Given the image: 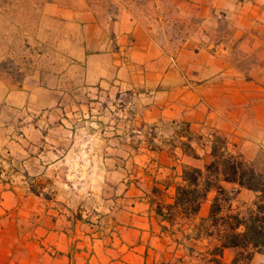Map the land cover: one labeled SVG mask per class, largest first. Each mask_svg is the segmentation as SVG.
<instances>
[{
	"label": "crops",
	"instance_id": "crops-1",
	"mask_svg": "<svg viewBox=\"0 0 264 264\" xmlns=\"http://www.w3.org/2000/svg\"><path fill=\"white\" fill-rule=\"evenodd\" d=\"M171 5L182 35L129 5L39 7L33 42L52 52L16 84L0 67V264H245L206 231L216 190L195 216L176 201L216 137L247 160L264 149V0Z\"/></svg>",
	"mask_w": 264,
	"mask_h": 264
},
{
	"label": "trees",
	"instance_id": "trees-1",
	"mask_svg": "<svg viewBox=\"0 0 264 264\" xmlns=\"http://www.w3.org/2000/svg\"><path fill=\"white\" fill-rule=\"evenodd\" d=\"M212 155L213 161L205 169L184 168L176 207L185 216H195L208 193L216 190L209 218L205 220L209 236L219 242L215 253L219 256L226 248H237L241 253L236 261L248 264L255 253L264 255V163L248 162L244 156L229 152L221 137L214 139ZM224 182L255 192L253 206L246 212L233 209L235 193L227 190Z\"/></svg>",
	"mask_w": 264,
	"mask_h": 264
},
{
	"label": "rangeland",
	"instance_id": "rangeland-1",
	"mask_svg": "<svg viewBox=\"0 0 264 264\" xmlns=\"http://www.w3.org/2000/svg\"><path fill=\"white\" fill-rule=\"evenodd\" d=\"M50 0H0V57L1 73L11 79L16 84L22 77L29 72L38 62H40V54L42 49H53L52 45H40L33 42V38L37 35L40 20V12L38 11L41 4ZM93 5L103 7L105 17H116L122 6L129 5L135 14L141 16L145 20V24L153 27L159 33L165 35L171 32L172 35H182L186 29L181 20L168 23L169 16L172 15L173 7L171 0H89ZM170 11V12H169ZM161 18V21L159 19ZM178 47V44L175 45ZM50 48V49H49ZM47 51V52H48ZM48 52V53H49ZM145 100V108H148ZM146 110V109H145ZM146 131V130H145ZM148 134L151 128L148 127ZM145 149L159 147L161 140H146ZM113 145L117 141H112ZM101 145L96 141V145ZM189 151L191 146L184 145ZM192 152V150H191ZM229 152L240 154L234 149ZM242 155V154H240ZM243 156V155H242ZM247 160V158H245ZM260 160L264 163V149L253 160ZM261 164V163H260ZM0 171V175H1ZM233 201V209L246 212L253 206L257 196L253 194L236 198ZM254 197V198H253Z\"/></svg>",
	"mask_w": 264,
	"mask_h": 264
}]
</instances>
